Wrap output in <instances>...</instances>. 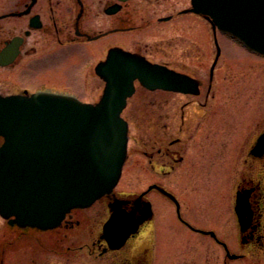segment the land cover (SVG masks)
I'll return each instance as SVG.
<instances>
[{
  "label": "flooded vegetation",
  "instance_id": "1",
  "mask_svg": "<svg viewBox=\"0 0 264 264\" xmlns=\"http://www.w3.org/2000/svg\"><path fill=\"white\" fill-rule=\"evenodd\" d=\"M162 1L0 0V52H17L0 65V70L13 71L6 73L11 77L0 81L1 96L51 92L45 86L32 89L25 83L34 61L41 58L35 57L36 52H65L69 57L74 52H103V57L96 54L79 65L80 83L85 75L83 65L94 73L95 66L112 51L157 64L193 84L192 92L182 93L148 91L134 83L125 110L138 89L145 92L138 99V111L130 109L129 120H138L139 128L150 134L149 140L141 142L139 152L145 169L155 177L152 182L139 192H114L100 198L91 206L96 205L91 213V207L71 210L51 229L20 228L1 219L0 264H50L51 254L58 257V264H68V259L79 264H197L189 256L175 257L169 263L162 260L167 248L161 243L164 222L156 218L160 203L154 196L172 206L176 226L219 247L221 256L215 262L206 257L203 264H264V64H259L260 60L264 63V56L222 52L217 34L231 38L208 18L203 20L215 52H146L140 41H132L131 33L149 25L153 19L147 9ZM183 10L186 8L176 13L171 10L156 21L173 26L182 16H194L182 14ZM8 47L11 50L5 51ZM151 93L156 94L152 99ZM228 154L229 162L225 160ZM222 164L231 169L236 252H230L217 230L195 227L183 217L184 203L167 186L166 177L179 170L189 177L195 169ZM138 198L141 205L134 204ZM117 199L129 201L122 206L125 211L149 203L152 212L122 244L110 245L103 238V226ZM237 199L247 204L240 209L243 213L239 210L240 216L235 209ZM204 232H214L216 239ZM12 251V261L6 262V252Z\"/></svg>",
  "mask_w": 264,
  "mask_h": 264
},
{
  "label": "water",
  "instance_id": "2",
  "mask_svg": "<svg viewBox=\"0 0 264 264\" xmlns=\"http://www.w3.org/2000/svg\"><path fill=\"white\" fill-rule=\"evenodd\" d=\"M191 5L189 11L210 16L219 29L264 54V0H191ZM13 53L2 52L0 62ZM96 73L105 89L95 105L43 93L0 97V136L5 138L0 216L15 217L10 224L52 228L71 209L112 193L126 159L128 128L120 114L135 80L148 90L193 91L185 77L121 52H109ZM128 203L111 206L106 237L118 234L117 241H123L146 217L144 205L123 210Z\"/></svg>",
  "mask_w": 264,
  "mask_h": 264
},
{
  "label": "rangeland",
  "instance_id": "3",
  "mask_svg": "<svg viewBox=\"0 0 264 264\" xmlns=\"http://www.w3.org/2000/svg\"><path fill=\"white\" fill-rule=\"evenodd\" d=\"M188 6L189 0H163L159 6L147 9L148 17L153 20L147 27H144V25L141 30L132 32V41H140L146 52H156L157 54H159L158 52H215L208 42L209 28L203 19L196 16H182L173 26L168 23L160 24L156 21L157 17L165 16L171 10L176 13V11L178 12ZM216 40L222 52H241L242 54L247 52L236 41L226 39L219 33ZM104 43L105 41L99 44V49ZM156 53L154 57L157 56ZM96 54L98 58H101L104 53L74 52L73 56L69 57L65 52H36L35 57L41 56V58L34 61L30 70V77L25 83L30 85L32 89L45 86L55 92L75 94L83 101L96 102L102 93L104 83L95 76L92 70L89 72L85 64L83 65V71H85L83 74L85 75L82 83H80L78 72L80 70L79 65H82L86 59L96 57ZM262 62L260 60L259 64H264ZM12 72L11 69L0 70V81L11 77L10 74L6 76V73ZM22 85L25 84L21 83ZM144 95L145 92L138 89L136 96L129 101L128 109L122 113V117L128 120L129 123L130 138L127 161L115 187L116 193L139 192L155 179L153 174L145 169L146 162L139 152L141 142L149 140L151 138L150 134L144 130V127L139 128L138 120H129L130 109L138 111V99H141ZM155 95L154 93L149 94L150 99ZM228 158L229 154L224 159L229 162L230 159ZM185 172V170H179L166 177L167 186L172 188L179 195L180 201L184 203V215L182 216L187 217L195 227L217 230L218 237L227 244L230 252H236L229 164H222L221 167L217 165L210 166V169L205 170L195 169L189 177ZM206 176H209V179H206ZM154 197L160 203L156 218L164 222L161 243L167 248L164 251L162 249V260L164 259L165 262L169 263L173 262L175 257L189 256L193 257L197 264H203L206 257L210 259V262H215L214 259L221 256V250L212 241L200 238L198 235H192L176 226L173 222L174 210L172 206L159 197ZM95 207L96 205L88 211L91 213L96 209ZM82 239L85 241L88 237ZM13 257V251L6 252V262L12 261ZM57 258L51 254L50 264H58ZM74 261L77 262L78 260ZM68 264L79 263H74L68 259ZM230 264H240V262L232 261Z\"/></svg>",
  "mask_w": 264,
  "mask_h": 264
}]
</instances>
